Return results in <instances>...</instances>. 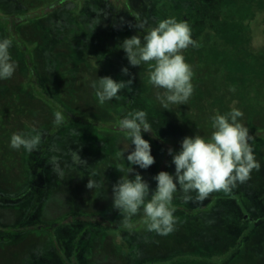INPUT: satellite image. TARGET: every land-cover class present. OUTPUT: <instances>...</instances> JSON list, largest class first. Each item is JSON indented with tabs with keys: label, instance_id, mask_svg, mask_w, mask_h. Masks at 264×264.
Listing matches in <instances>:
<instances>
[{
	"label": "trees",
	"instance_id": "16d2710c",
	"mask_svg": "<svg viewBox=\"0 0 264 264\" xmlns=\"http://www.w3.org/2000/svg\"><path fill=\"white\" fill-rule=\"evenodd\" d=\"M170 17L189 25L197 46L182 50L193 94L165 110L148 84L147 67L129 66L117 45L133 35L142 39ZM143 21L145 29L138 28ZM3 37L12 40L18 67L0 81V264H246L244 236L225 229L221 239L204 243L196 235L208 206L186 205L178 191L174 231L162 236L146 230L142 214L124 223L111 189L126 175L116 170L125 164L116 153L128 143L119 119L133 110L145 111L153 129L142 138L154 164L134 166L150 190L153 176L174 173L168 149L178 151L186 136L209 138L210 118L233 107L243 112L240 122L264 164V0H0ZM124 67L129 75H122ZM96 76L132 84L119 100L100 105L89 87ZM56 112L64 117L60 125ZM32 127L42 133L37 152L9 147L14 132ZM73 129L80 136L71 135ZM53 146L61 152L50 151ZM77 147L92 168L70 166L68 150ZM53 156L65 168L63 178L51 171ZM93 169L102 190L86 188ZM5 210L18 218H3Z\"/></svg>",
	"mask_w": 264,
	"mask_h": 264
},
{
	"label": "clouds",
	"instance_id": "9594fccd",
	"mask_svg": "<svg viewBox=\"0 0 264 264\" xmlns=\"http://www.w3.org/2000/svg\"><path fill=\"white\" fill-rule=\"evenodd\" d=\"M146 24L147 21H143L137 27L145 29ZM117 46L125 53L129 66L147 67L148 84L155 90V99L163 109L189 101L194 91L191 83L193 71L191 65L185 62L182 50L197 44L187 23L174 17L166 18L148 28L142 39L133 35ZM12 47L11 39L0 38V81L10 80L17 70L18 62L10 51ZM121 73L129 75L128 67L122 68ZM131 84V79L117 81L109 76H96L89 87L98 104L103 105L119 100L121 97L118 94ZM243 115L235 107L225 114L217 112L210 118L213 131L209 138L194 134L183 138L178 151L169 148L174 173L161 171L153 176L154 190H150L149 183L135 171V168L147 170L155 162L150 143L142 138V134L153 130L148 115L143 110H133L120 118L119 130L125 134L128 143L116 153L117 158L125 162L116 170L126 175H121L112 185L111 199L113 209L121 214L123 222L129 223L134 216L142 214L148 232L168 235L174 231L176 224L171 205L178 191L185 203L203 201L213 191L229 192L237 183L248 180L252 170L259 169L261 165L249 143L252 139L249 130L240 122ZM63 120L60 112L54 114L57 125ZM71 135L80 136V132L73 129ZM41 142L42 133L32 127L29 131L14 132L9 147L30 155L38 151ZM50 151L61 152V149L53 146ZM78 153L79 147L76 151L69 148L70 166L84 170L92 168ZM49 165L56 177L65 176V168L61 167L56 156L51 158ZM98 175L94 169L87 175L88 190L103 189V182L96 178ZM130 175L133 178H129Z\"/></svg>",
	"mask_w": 264,
	"mask_h": 264
},
{
	"label": "rangeland",
	"instance_id": "374dc122",
	"mask_svg": "<svg viewBox=\"0 0 264 264\" xmlns=\"http://www.w3.org/2000/svg\"><path fill=\"white\" fill-rule=\"evenodd\" d=\"M260 114L261 124H264V104ZM253 170L248 180L237 183L231 191H213L205 200L199 201L208 206L210 213L198 219V230L195 232L204 243H210L215 238L221 239L225 229H230L236 236H244L245 243L240 246L244 248L245 263L264 264V164L258 177L253 176ZM1 213L3 218H18L7 210Z\"/></svg>",
	"mask_w": 264,
	"mask_h": 264
}]
</instances>
